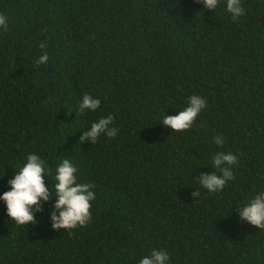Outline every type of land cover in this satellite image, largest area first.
<instances>
[{
  "label": "trees",
  "instance_id": "16d2710c",
  "mask_svg": "<svg viewBox=\"0 0 264 264\" xmlns=\"http://www.w3.org/2000/svg\"><path fill=\"white\" fill-rule=\"evenodd\" d=\"M241 6L233 22L225 0H0V196L34 153L53 197L28 225L0 200V264H139L152 250L167 264H264V229L240 216L264 191V0ZM84 94L99 108L81 113ZM193 95L206 107L172 132L163 117ZM108 115L118 134L80 143ZM218 152L237 163L220 165L234 179L213 193L197 177L222 175ZM64 159L95 194L72 230L52 226Z\"/></svg>",
  "mask_w": 264,
  "mask_h": 264
},
{
  "label": "clouds",
  "instance_id": "9594fccd",
  "mask_svg": "<svg viewBox=\"0 0 264 264\" xmlns=\"http://www.w3.org/2000/svg\"><path fill=\"white\" fill-rule=\"evenodd\" d=\"M204 8L215 10L220 5L221 0H198ZM226 11L231 14L233 22L243 15L241 0H225ZM0 28L7 30V17L0 14ZM41 48L46 45L41 43ZM49 57L47 52L39 57L37 65L45 64ZM100 106V100L93 98L89 94H84L82 102L79 103V111L83 113L85 109L95 111ZM206 107V100L200 96L193 95L189 98V106L180 110L177 115H165L163 123L172 129V132L188 131L201 109ZM114 117L108 115L101 117L97 122L91 124L90 130L80 137V143L90 140L95 143L103 133L109 138L118 134L117 128H110ZM218 145L223 144L221 137L214 138ZM213 165L220 170L222 175L213 173L211 175L201 174L197 177L199 184H202L209 192L222 190L226 182L233 180L234 176L230 167L220 168V165L228 166L237 163V157L232 153L225 154L218 152L212 158ZM77 168L69 159H64L56 169L54 185L55 188V209L60 210L59 216L52 213L53 228H64L72 230L77 227L86 226L91 220V201L95 199V194L90 189L94 186L88 183H77ZM45 161L36 154H29L26 162L16 171L14 178L8 181L11 186L10 191H6L0 196L7 208V216L18 225L36 224L33 213L42 211L40 202L52 199V190L45 186ZM193 197L199 192H193ZM52 197V198H50ZM242 219L247 220L258 229H264V191L259 192L250 198L248 206L240 213ZM169 256L164 251L152 250L150 256L143 257L139 264H167Z\"/></svg>",
  "mask_w": 264,
  "mask_h": 264
}]
</instances>
